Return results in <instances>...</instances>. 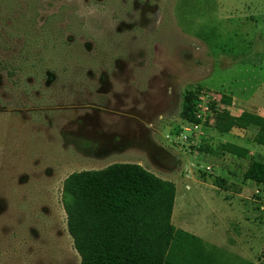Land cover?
Wrapping results in <instances>:
<instances>
[{
	"label": "rangeland",
	"instance_id": "obj_1",
	"mask_svg": "<svg viewBox=\"0 0 264 264\" xmlns=\"http://www.w3.org/2000/svg\"><path fill=\"white\" fill-rule=\"evenodd\" d=\"M224 108L264 116V0H0V264H82L64 182L115 164L173 183L215 264H264V146Z\"/></svg>",
	"mask_w": 264,
	"mask_h": 264
},
{
	"label": "trees",
	"instance_id": "obj_2",
	"mask_svg": "<svg viewBox=\"0 0 264 264\" xmlns=\"http://www.w3.org/2000/svg\"><path fill=\"white\" fill-rule=\"evenodd\" d=\"M222 103L231 107L232 98L225 95ZM214 115L219 132L254 127L255 143L264 146V116H234L228 108ZM222 150L244 159L250 153L232 143ZM244 176L264 187V163L253 161ZM64 183L68 230L82 264H215L199 238L174 227L176 186L142 166L115 164L74 173ZM216 183L227 185L220 177Z\"/></svg>",
	"mask_w": 264,
	"mask_h": 264
},
{
	"label": "built area",
	"instance_id": "obj_3",
	"mask_svg": "<svg viewBox=\"0 0 264 264\" xmlns=\"http://www.w3.org/2000/svg\"><path fill=\"white\" fill-rule=\"evenodd\" d=\"M205 97H206L205 95H202V96H201V99H202V100H205ZM208 98H209V100H210V97H208ZM208 109H209V106L206 105L205 110L207 111Z\"/></svg>",
	"mask_w": 264,
	"mask_h": 264
}]
</instances>
